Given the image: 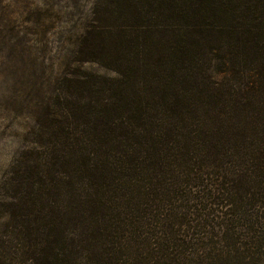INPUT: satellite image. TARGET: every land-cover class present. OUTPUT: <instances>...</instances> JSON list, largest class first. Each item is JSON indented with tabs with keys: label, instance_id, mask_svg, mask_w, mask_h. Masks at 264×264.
<instances>
[{
	"label": "trees",
	"instance_id": "16d2710c",
	"mask_svg": "<svg viewBox=\"0 0 264 264\" xmlns=\"http://www.w3.org/2000/svg\"><path fill=\"white\" fill-rule=\"evenodd\" d=\"M94 7L77 60L114 75L14 164L0 264H264V0Z\"/></svg>",
	"mask_w": 264,
	"mask_h": 264
},
{
	"label": "rangeland",
	"instance_id": "374dc122",
	"mask_svg": "<svg viewBox=\"0 0 264 264\" xmlns=\"http://www.w3.org/2000/svg\"><path fill=\"white\" fill-rule=\"evenodd\" d=\"M97 0H0V235L14 164L40 137L46 112H59L66 84L88 72L114 75L78 61L88 31L103 24ZM100 31V30H99ZM108 33V32H107ZM111 37L104 35V42ZM103 42V43H104Z\"/></svg>",
	"mask_w": 264,
	"mask_h": 264
}]
</instances>
